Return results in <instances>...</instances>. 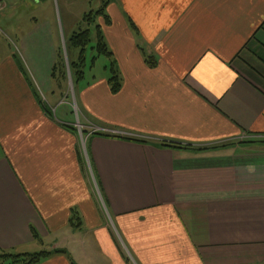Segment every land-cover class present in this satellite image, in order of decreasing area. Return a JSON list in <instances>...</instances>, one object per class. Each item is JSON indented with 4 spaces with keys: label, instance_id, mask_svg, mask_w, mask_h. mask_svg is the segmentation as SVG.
I'll return each instance as SVG.
<instances>
[{
    "label": "crops",
    "instance_id": "0c3cea01",
    "mask_svg": "<svg viewBox=\"0 0 264 264\" xmlns=\"http://www.w3.org/2000/svg\"><path fill=\"white\" fill-rule=\"evenodd\" d=\"M103 4L121 88L82 86L75 118L50 84L55 15L20 39L25 68L0 51V250L264 264V0Z\"/></svg>",
    "mask_w": 264,
    "mask_h": 264
},
{
    "label": "rangeland",
    "instance_id": "374dc122",
    "mask_svg": "<svg viewBox=\"0 0 264 264\" xmlns=\"http://www.w3.org/2000/svg\"><path fill=\"white\" fill-rule=\"evenodd\" d=\"M31 1L32 0H3V4L6 5V7L0 12V51H4L5 47L7 49L9 48L16 58L18 57V61H20L25 68L21 59L23 50L21 51L20 39L25 38V35L32 30L33 18L37 21L51 20L53 22L55 15L56 22L59 26V44L56 45L54 53V63L50 72V84L56 98H61V102L66 100V105L71 103L70 106L73 114L66 105L63 106L60 111L65 110L70 116L74 115L75 118V115L77 116V108L76 106L74 107L73 104H76V97L79 90L82 86L99 79L105 73L107 74L109 62L106 57L99 56L92 63V58L96 57V52L90 49L91 46L95 45L94 36L92 35V41L87 46L84 54L85 67L83 69V79L79 82H75L69 73L68 62L76 61L78 50L71 48L69 39L73 34L79 33L86 28L84 24H81L83 16L91 11L95 12L100 9L104 0H34L37 6H34ZM91 30L93 31V29ZM25 53L26 56H28V51L26 49ZM60 53L63 54L64 57L65 67H63V70L66 75L64 77L61 76L58 70L55 75L52 76V70L54 67L58 66V56H60ZM66 57H68L69 61ZM43 95L45 97L48 96L45 93H43ZM49 99L51 100V98ZM49 99L46 97V101L44 102L46 108L50 112L52 107L56 106V103H51ZM50 113L53 115V111ZM76 126L79 129L81 127L79 125ZM82 130L83 129L80 131ZM39 252L40 251L37 253Z\"/></svg>",
    "mask_w": 264,
    "mask_h": 264
},
{
    "label": "trees",
    "instance_id": "16d2710c",
    "mask_svg": "<svg viewBox=\"0 0 264 264\" xmlns=\"http://www.w3.org/2000/svg\"><path fill=\"white\" fill-rule=\"evenodd\" d=\"M105 6L106 4L102 3V7L98 9L95 12H89L85 14L82 18L81 24L85 25V29L81 30L79 33L73 34L69 39V44L72 49L78 50V57L76 61L74 62H68V68L69 73L71 75V78L75 80V82H79L83 79L84 75V67H85V51L89 43L92 41V35L94 36V42L95 45L91 46L90 49L92 51L96 52V57L92 58V63L95 61V59L99 56H104L107 58L109 65L107 67V70L109 72V76L107 79L108 85L110 86V92L112 94H117L121 88V77L118 73L116 62L113 58L112 53L109 51L106 42L104 40V36L101 30V26L97 23V20L99 18H102V20L105 22V24H109V19L105 14ZM93 29V31L91 30ZM93 32V34H92ZM145 63L153 68L156 65V60L147 55L145 52H143ZM58 66L54 67L52 70V76L55 75L56 71L59 70V73L61 76H65V71L63 70L64 66V57L63 54L60 53V56H58ZM47 111V110H46ZM48 112V111H47ZM49 113V112H48ZM101 135V134H98ZM119 138V137H117ZM130 141H135L132 139H126ZM140 142V141H136ZM163 148L168 149H177L179 146L172 145V144H163ZM217 149V147H213L206 150H214ZM52 255H64L67 257V259L71 262L70 258L66 254L65 251L57 250L53 252H39L35 254H17L13 253L11 251H3L0 250V264H39L44 259L52 256ZM71 264H73L71 262Z\"/></svg>",
    "mask_w": 264,
    "mask_h": 264
},
{
    "label": "built area",
    "instance_id": "2783aa9c",
    "mask_svg": "<svg viewBox=\"0 0 264 264\" xmlns=\"http://www.w3.org/2000/svg\"><path fill=\"white\" fill-rule=\"evenodd\" d=\"M2 4H3V0H0V11L2 10V6H3ZM79 130H81V127Z\"/></svg>",
    "mask_w": 264,
    "mask_h": 264
}]
</instances>
